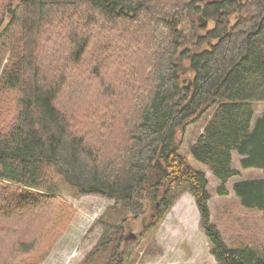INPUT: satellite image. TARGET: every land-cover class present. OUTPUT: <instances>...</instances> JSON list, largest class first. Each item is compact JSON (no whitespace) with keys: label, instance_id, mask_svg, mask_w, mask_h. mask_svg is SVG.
Listing matches in <instances>:
<instances>
[{"label":"trees","instance_id":"16d2710c","mask_svg":"<svg viewBox=\"0 0 264 264\" xmlns=\"http://www.w3.org/2000/svg\"><path fill=\"white\" fill-rule=\"evenodd\" d=\"M5 14L0 264L68 223L74 209L56 205L59 182L114 200L94 222L103 233L80 264H126L130 218L158 200L161 219L185 191L219 264H264V246L226 243L211 221L207 174L178 140L211 111L190 153L219 181L217 192L228 195L241 169L264 171V0H18ZM233 190L244 207L264 212V177Z\"/></svg>","mask_w":264,"mask_h":264},{"label":"rangeland","instance_id":"374dc122","mask_svg":"<svg viewBox=\"0 0 264 264\" xmlns=\"http://www.w3.org/2000/svg\"><path fill=\"white\" fill-rule=\"evenodd\" d=\"M8 1L13 4L18 2V0H0V20L3 19L0 29L9 21L5 19ZM99 24L101 27L104 26L103 23H98V30ZM45 29L47 30L48 26ZM99 38L103 42L109 37L104 35ZM65 63L64 61L63 64ZM188 76L189 73L185 75ZM257 110V114L264 111V102L257 104ZM211 113V111L204 113L188 124L184 130L179 131L180 152L188 157L190 164L206 172L212 195L209 203L211 221L220 229L226 243L232 247L245 245L262 247L264 246V212L244 207L236 196L233 185L241 179L264 177V171L242 170L239 158L236 156L234 166L241 169V174L228 181L229 194L220 195L217 192L219 181L205 164L197 161L190 153L191 145L203 131ZM59 186L62 199L56 205L60 204L59 207L63 208V205L67 204L74 209L68 223L61 227L57 235L50 233L36 235V246L31 253L17 254L14 259L8 256L5 264H80L94 248L103 233L102 226L95 225L94 222L114 204V200L101 195L78 194L63 182H59ZM158 202L157 200L148 203L140 217L130 218L122 247L123 261L126 264H219L212 254L211 244L201 226V215L194 195L189 191L183 192L161 219L157 214L163 206L161 204L158 206ZM22 214L19 212V215L14 216L12 220L18 224L24 216ZM2 218L1 222L6 224L8 220ZM31 219L28 218L26 225L30 229L35 228L33 232H36L42 224L36 225L37 220L33 223ZM150 223L154 225L149 227ZM132 234H136L137 237H132ZM3 237L8 240L7 236Z\"/></svg>","mask_w":264,"mask_h":264},{"label":"water","instance_id":"95a60500","mask_svg":"<svg viewBox=\"0 0 264 264\" xmlns=\"http://www.w3.org/2000/svg\"><path fill=\"white\" fill-rule=\"evenodd\" d=\"M199 20L201 21V22H203V24H207V19H205V18H203V17H199ZM158 206L160 205V202H158V204H157ZM132 237H137V235L136 234H132L131 235ZM126 239H127V237H126Z\"/></svg>","mask_w":264,"mask_h":264}]
</instances>
